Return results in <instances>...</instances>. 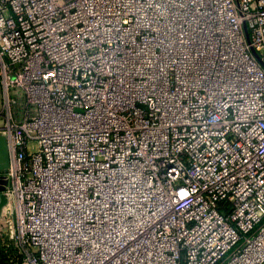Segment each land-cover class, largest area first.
Instances as JSON below:
<instances>
[{"label":"built area","instance_id":"2783aa9c","mask_svg":"<svg viewBox=\"0 0 264 264\" xmlns=\"http://www.w3.org/2000/svg\"><path fill=\"white\" fill-rule=\"evenodd\" d=\"M0 137L10 264H264V0H0Z\"/></svg>","mask_w":264,"mask_h":264},{"label":"rangeland","instance_id":"374dc122","mask_svg":"<svg viewBox=\"0 0 264 264\" xmlns=\"http://www.w3.org/2000/svg\"><path fill=\"white\" fill-rule=\"evenodd\" d=\"M2 184L3 182L0 181V191L2 190ZM0 228H1L0 231H2L3 229L2 224H0ZM6 244H7V241L0 236V264H10L8 256H10L12 252H14L12 250V247L9 246V248H7Z\"/></svg>","mask_w":264,"mask_h":264},{"label":"water","instance_id":"95a60500","mask_svg":"<svg viewBox=\"0 0 264 264\" xmlns=\"http://www.w3.org/2000/svg\"><path fill=\"white\" fill-rule=\"evenodd\" d=\"M7 161L6 156V142L5 139L0 137V164H4ZM4 204V199L1 198L0 208Z\"/></svg>","mask_w":264,"mask_h":264}]
</instances>
